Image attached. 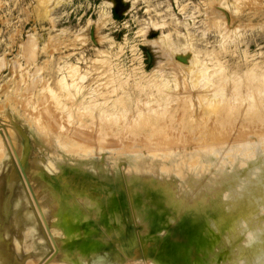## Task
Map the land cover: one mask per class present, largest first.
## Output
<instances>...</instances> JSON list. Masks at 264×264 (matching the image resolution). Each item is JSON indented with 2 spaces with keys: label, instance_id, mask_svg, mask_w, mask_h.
Returning <instances> with one entry per match:
<instances>
[{
  "label": "rangeland",
  "instance_id": "obj_1",
  "mask_svg": "<svg viewBox=\"0 0 264 264\" xmlns=\"http://www.w3.org/2000/svg\"><path fill=\"white\" fill-rule=\"evenodd\" d=\"M262 82L264 0H0V264L240 263L264 200L175 199L205 161L264 173Z\"/></svg>",
  "mask_w": 264,
  "mask_h": 264
},
{
  "label": "bare ground",
  "instance_id": "obj_2",
  "mask_svg": "<svg viewBox=\"0 0 264 264\" xmlns=\"http://www.w3.org/2000/svg\"><path fill=\"white\" fill-rule=\"evenodd\" d=\"M228 81V80H227ZM244 81V80H243ZM261 82V81H260ZM216 83V82H215ZM244 84V83H243ZM247 84V83H246ZM262 85L263 82H262ZM259 86V85H258ZM261 86V85H260ZM214 87V86H213ZM216 90V89H215ZM218 91V90H217ZM214 93V92H213ZM214 95V94H213ZM261 97V96H260ZM259 97V98H260ZM216 98V97H215ZM259 100V99H258ZM262 100V99H260ZM259 100V101H260ZM256 102V101H255ZM262 102V101H261ZM260 102V103H261ZM223 103V102H221ZM231 103V101L229 102ZM263 103V102H262ZM222 105V104H221ZM224 105V104H223ZM228 105V104H227ZM219 106V105H218ZM229 106V105H228ZM220 107V106H219ZM249 112V111H248ZM250 113V112H249ZM258 113V112H257ZM263 113V112H262ZM254 114V113H253ZM259 114V113H258ZM261 114V113H260ZM151 116V115H150ZM262 116V114H261ZM260 116V117H261ZM146 122V121H145ZM139 123V122H138ZM147 124V123H146ZM157 126V125H156ZM155 126V127H156ZM264 126V125H263ZM143 129V128H142ZM127 130V129H126ZM128 139V138H127ZM257 152V151H256ZM261 153V152H260ZM264 156V155H262ZM237 158V157H236ZM246 158V157H245ZM257 158V156H256ZM264 159V158H263ZM234 161V160H233ZM206 163H208V166H212L213 169H209V167L207 166V169L205 168V170H200L199 172V176L197 173L196 178L191 177L188 174H183L182 176L186 178V180H190L189 187L187 186H183V188L181 187L179 190L181 192H179V195L177 196V198L175 199L176 202L181 205V203L183 201L184 204L181 205L182 207H184V209L188 208V210H190V214L187 218H190V216H192L193 214H195L196 210L193 211L195 209V204L197 201L194 199L195 195L194 192L197 191V187H202L203 190L205 189H213L214 188V184H219L222 181H226V180H233L232 183L229 185V187H234V185H238L240 183H243L246 185V188L244 189V195L245 196H252V200L250 197H248L247 201H245V209L246 208H250L252 206H254L256 203H253V201H255V199L257 201L260 200H264V173L260 174L257 178L255 179H249L246 177V172H250V164L251 163H245L243 161V163L245 164V166L243 168H237V167H229V166H225L222 165L221 162H212V161H205ZM235 162V161H234ZM226 163V162H225ZM236 165V164H235ZM206 167V166H205ZM264 168V166H263ZM122 187V186H121ZM228 187V188H229ZM138 191V190H137ZM190 193H193L190 195ZM168 196V195H167ZM182 197L184 198L182 200ZM23 198V197H22ZM131 200V199H130ZM144 202L146 200H143ZM130 202V201H129ZM130 204V203H129ZM130 206V205H129ZM38 208V207H37ZM130 208V207H129ZM260 207H256V209L254 210L255 212L258 211ZM36 209V208H35ZM133 211L132 213L136 212V209H138V207H134L132 208ZM135 209V210H134ZM118 210H123L121 208H119ZM125 210V209H124ZM185 211V210H184ZM217 211V210H216ZM39 212H41V210H39ZM128 213V217L127 219H121L117 214H111V222L113 223L114 226L118 227V224L121 223L122 224V220L123 221H133L136 218H134V214L132 213ZM40 216V215H38ZM178 216V215H177ZM28 217L30 218V214L28 215ZM41 217V216H40ZM29 218H25V220H29ZM236 220V223L238 222H242V221H246L247 219H244L242 217H234ZM13 226L15 225V221L14 219H11ZM32 220V219H31ZM19 220H17L18 222ZM124 223V222H123ZM262 228L259 230V228L257 230H255L254 232L256 233H251V237H249L248 240L243 241L240 244V248L238 247L239 251L236 253V255H239V257L242 258L241 262L238 264H256V263H264V222H262ZM9 226H12L11 223L9 222ZM17 226V225H16ZM124 226V225H123ZM123 228L119 229V232L123 231ZM15 234V232H14ZM132 233H129V238H132L131 236ZM224 236V235H223ZM135 236H133L134 238ZM183 243L186 244L185 240H183ZM237 243V242H236ZM180 244V242H179ZM182 245L179 246V248H181ZM231 248V247H230ZM217 249V248H216ZM232 249V248H231ZM176 248H174L171 252H169L168 254H166V259H162L163 261H155L154 256H153V260L151 264H184V260L185 257L179 258L176 255ZM216 251V250H215ZM210 251L209 249H203V251H201L200 257L195 261V264H210L211 261V257L209 255ZM132 261V259H131ZM113 261L111 260V258L107 259L106 264H111ZM133 262V261H132ZM128 263L130 264V262L128 261ZM187 264V263H185Z\"/></svg>",
  "mask_w": 264,
  "mask_h": 264
}]
</instances>
